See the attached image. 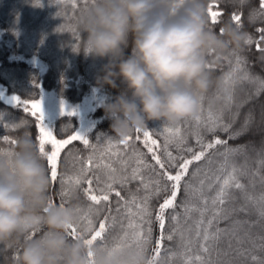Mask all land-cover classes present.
<instances>
[{
	"label": "trees",
	"instance_id": "1",
	"mask_svg": "<svg viewBox=\"0 0 264 264\" xmlns=\"http://www.w3.org/2000/svg\"><path fill=\"white\" fill-rule=\"evenodd\" d=\"M93 3L94 0H77L74 9L70 2L61 3L60 0H0V90L3 89L4 94L12 92L22 101L38 100L43 98L44 93L49 92L67 104L82 106L90 104L91 108L85 119L69 114L54 118L51 123L53 135L57 139H68L75 132L82 130L87 119L90 126L81 132L88 136L90 144L97 145L99 149L106 147L109 141L117 144L124 152L122 158L128 162V172L131 173L132 168L136 166L134 151L143 153V159L147 164L154 165L155 162L151 158L152 154L148 153L144 146L143 131L134 132L129 136L131 139L127 149L118 143L122 139L113 137L114 133L110 129L112 121L105 114V106L115 102V98L126 89V85L121 79H117L116 88L108 84L101 87L99 81L106 74L103 69L109 58L85 55L80 48L81 39L86 38L87 34H80L77 19L82 11ZM210 3L218 4L213 10L223 13L215 26L211 25L209 18V24L214 31L219 33L223 23L231 21V16L238 14L241 16L243 30L253 39V43L243 52L229 53L218 63L215 62L214 56L210 57L211 70H208L213 78L223 81L230 70L229 59L233 62L232 67H235V59L240 57L243 61L240 65L243 72H247L257 81H264V59H262L264 51L260 50L264 49V39H261L264 33L258 31L264 29V16L261 15L264 9H260V0H244L243 4L239 0H211ZM73 27L74 32L70 30ZM132 47L130 34L128 45L123 48L125 58L132 54ZM222 87L219 89L213 87L204 96L205 115L209 110L219 113L223 107V102L216 99V93ZM258 87V84L249 81H243L235 86L233 103L230 108L224 109L221 121L227 126V131L217 126L214 132H209L183 121L177 126L185 137L184 143L179 146L175 143L167 145V151L177 157L176 162L179 163L181 157L191 158L192 153L187 151L188 148L193 152L201 150L200 145L197 144V132L204 144L214 142L217 138L226 141L225 144L216 145L214 149L209 150L204 160L194 162L190 166L189 176L186 179L199 191L186 194L182 188L177 197V207L174 212L180 214L179 230L184 233L185 238L193 240V252L198 250L195 234L197 223L201 219L199 209L204 207L201 196L209 202L204 215V219L207 220L212 216L211 201L219 188L218 178H223L233 167L243 172V175L239 176V181L245 185V191L235 190L231 201L226 205L229 210L237 209V211H229L227 219L219 218L212 226V231L221 230L220 238L210 244V256L214 262L219 260L223 264H255L253 257L264 262V217L260 215L259 204L260 197L264 195V165L261 164L264 160V91H258ZM21 121L28 122L26 128L15 127ZM37 124L30 112L23 111L22 105H15L12 101L0 97V136H7L9 141L16 140L17 136L27 130L38 145ZM165 126L160 121H149L145 129L158 141L160 147L157 154L161 155L162 159H165L163 132ZM137 135L140 137L139 140L136 139ZM97 138L100 140L98 141ZM14 148L15 144L0 140V152H11ZM45 149L50 153L51 145L47 144ZM90 152L91 149L80 141H73L72 144L67 145L61 151L56 182L51 181L47 159L43 157L50 180L47 192L50 201L57 206L61 203L65 206L76 205L77 208L82 209L81 216L87 212L90 203L82 191L87 185L82 184L80 188H74L71 180L79 172L81 162ZM114 166L119 170V164ZM166 168L172 173L176 171L167 162ZM197 168L199 172L193 177L192 173ZM158 172L160 169L156 166L155 171L151 168L144 169L143 175L146 181L160 179L163 184L164 181L157 175ZM94 173L100 175L101 181L105 179L102 172L94 170ZM62 179L67 182L62 184ZM200 181H204L202 189ZM115 187L126 200H130L132 196L138 198L145 196L139 181H130L123 187L120 185ZM62 191L67 193L63 198ZM166 195L161 193L159 197L154 196L149 202L152 232L145 251L149 260L154 255L153 249L160 236L155 217L159 204ZM248 197L251 199H247ZM110 206L112 209L110 214L105 209L98 216H94V227H98L99 221L105 215L117 216L120 223L127 225L123 202L120 205V213H117V198L114 194L110 198ZM185 206H195L198 210L186 216ZM241 208L244 210L239 211ZM169 214H173V210H168L166 213V234L175 227L167 218ZM81 223L85 222L81 220ZM30 235L36 238L39 233H30ZM119 235H123V232L118 223L115 230L108 234V239L111 241L113 236ZM89 236L90 233L86 238ZM182 244L179 235L172 241H164V247L174 252L183 251ZM15 251H18V248L0 245V264H12Z\"/></svg>",
	"mask_w": 264,
	"mask_h": 264
},
{
	"label": "clouds",
	"instance_id": "2",
	"mask_svg": "<svg viewBox=\"0 0 264 264\" xmlns=\"http://www.w3.org/2000/svg\"><path fill=\"white\" fill-rule=\"evenodd\" d=\"M210 2L94 0L82 11L77 27L87 36L80 48L85 55L109 58L100 86L116 88L117 79L126 85L105 106L114 138L144 131L149 121L175 127L193 119L201 110L200 97L222 87L208 70L210 57L218 63L229 53L243 52L250 34L230 20L214 31ZM130 34L132 54L125 58ZM11 153L0 152V245L18 248L12 264H149L135 248L85 243L92 229L81 223L77 206L50 203V180L29 131L16 137ZM72 227L81 235L72 238Z\"/></svg>",
	"mask_w": 264,
	"mask_h": 264
},
{
	"label": "snow or ice",
	"instance_id": "3",
	"mask_svg": "<svg viewBox=\"0 0 264 264\" xmlns=\"http://www.w3.org/2000/svg\"><path fill=\"white\" fill-rule=\"evenodd\" d=\"M60 2H70L75 9L77 0H60ZM239 2L243 4L244 0H239ZM217 6L218 4L216 3H210L208 5V16L212 26H215L219 22V17L223 14L220 11L213 10V8ZM260 9H264V0H260ZM261 15L264 16V12H262ZM231 21L237 26H241L240 15H232ZM70 30L73 32L75 31L74 27ZM258 31L264 33V29H259ZM261 39H264V35L261 36ZM252 43L253 39L252 37H249L247 44L251 45ZM256 46L259 49L258 43ZM260 50L264 51V49ZM262 59H264V57H262ZM242 62L243 61L240 57H236L235 67H232L233 62L229 59L230 70L222 81V89L216 93V99L223 102V107L220 109L219 113H213L209 110L207 115H205L203 110L204 97H200V113L192 120H185L184 123L193 124L197 129L203 128L205 131L209 132H214L217 126L221 127L224 131H227V126L222 124L221 121L223 119L224 109L230 108L233 103L235 86L243 81H249L250 83L259 85L258 91H264V81H257L250 77L247 72H243L240 68ZM209 70H211V65H209ZM241 72H243L242 75ZM12 102L15 105H22L23 111L25 113L30 112L31 116L38 122V147L41 155L47 159L50 170V179L52 182H56L58 179V162L61 151L67 145L72 144L73 141H80L85 147L91 149L89 156L81 162L79 172L71 180L74 188H80L82 184L87 185L82 191L90 203L88 204L87 212L81 216V220L85 222V226L90 227L92 230L90 236L85 239L86 244L89 246L99 244L104 247H112L113 249L135 248L142 254H145L152 232V213L149 207V202L154 196L159 197L161 193H166L167 195L163 199V202L159 204L158 212L155 217V220L159 225L160 236L156 241V246L153 249L154 255H152L149 260V264H158V262L159 264H223V262L219 260L214 262L210 256V244L220 238L221 232L219 229L212 231V226L219 218L227 219L229 211H237V209L229 210L226 208V205L231 201L235 190L241 192L245 191V185L239 181V176L243 175V172L233 167L223 178H218L219 188L211 201L213 208L212 216L207 220L204 219V215L207 211L209 202L201 196V203L204 207L199 209L201 219L197 223V231L195 234V241L198 245V250L196 252H193L192 250L193 240L191 238H185L184 233L179 230L180 214L175 213L174 210L177 207V197L182 188L186 194L199 191L198 189L193 188L191 183L186 179L189 176L190 166L193 165L194 162L204 160L209 150L214 149L216 145L225 144L226 141L217 138L214 142L204 144L197 132V144L200 145L201 150L199 152H193L191 148H188L187 151L192 153L191 158L181 157L180 162L177 163V157H174L171 152L167 151V145L169 143H175L179 146L184 143L185 137L182 135L180 127H164L165 159H162L161 155L157 154V150L160 147L158 141L152 138V133L145 130L143 131L144 146L147 148L148 153L152 154L151 158L155 164H147L143 159V153L134 151L136 166L132 168L131 173H129L128 162L122 158L124 152L117 146V144H113L109 141L106 147L99 149L97 145L90 144L88 136L83 132H75V134L71 135L68 139H57L56 136L53 135V129L44 123V113L41 100L38 99L29 102L22 101L19 97H13ZM68 114L75 115V112H70ZM24 122L25 121H21L20 124L15 125V127H20ZM136 132L140 133L141 131L137 130ZM130 139L131 137H126L118 143L127 149L129 147ZM136 139H140L139 135H137ZM0 140L15 144V140L9 141L7 136H0ZM97 140L99 141L100 138H97ZM47 144L51 145L50 153L45 149ZM8 154L11 155L12 153L8 152ZM166 162L171 168L176 169L174 173L167 170ZM115 164L120 165L119 170L114 166ZM261 164L264 165V160L261 161ZM156 166L160 169V172H158L157 175L162 177L164 181L163 184H161L160 179L146 181L143 175L144 169L151 168L155 171ZM94 170L102 172L105 179L101 181L100 175L95 174ZM197 172H199V168L192 173V176L195 177ZM90 173L93 174L90 175ZM130 181L140 182L142 189L145 191V196L143 198L132 196L130 200H126L125 197L121 195V192L115 187V185L123 187ZM65 182L67 181L63 179L61 180L62 184ZM203 184L204 181H200L201 189ZM112 194L117 198V213H120V205L121 202H123V207L128 220L127 225L125 226L123 223H120L117 216L105 215L103 219L99 221L98 227H94V216H98L99 213L105 209L109 214L112 212L110 206V198ZM65 195H67V193L62 191L61 197L63 198ZM247 199L250 200L251 197H248ZM50 203L54 204L51 201ZM259 204L260 215L261 217H264V195L260 197ZM61 205H63V203H61ZM133 208L135 210H133ZM76 210L78 212L82 211L80 208H77ZM168 210H173V214H169L167 218L174 223L175 227L166 234L165 224L166 213H168ZM197 210L198 209L195 206H185V215L187 216L192 211ZM243 210V208L239 209V211ZM118 223L123 235L113 236L111 241H109L108 234L110 231L115 230ZM69 235L72 238H76L78 235H81V233L78 232L76 227H72ZM177 235H179L183 242V251L174 252L171 249L165 248L164 241H172ZM162 251L164 253L163 255ZM89 256L91 257V253H89ZM252 259L255 264H264V262L257 260L256 257H253Z\"/></svg>",
	"mask_w": 264,
	"mask_h": 264
},
{
	"label": "rangeland",
	"instance_id": "4",
	"mask_svg": "<svg viewBox=\"0 0 264 264\" xmlns=\"http://www.w3.org/2000/svg\"><path fill=\"white\" fill-rule=\"evenodd\" d=\"M3 91H4L3 89L0 90V97L2 99H6L7 96L12 93V92H5L6 94H4ZM39 100H41L42 102V109L44 113V123L47 124L49 127H51V123L54 118L60 115L68 114L70 112H75V115H77L78 118L80 117V119H85V115H87L88 111L91 108L90 104L87 106L67 104L59 100L52 93H49V92L44 93L43 98ZM89 126H90V123L86 119V123L83 124L81 131L83 130L85 131Z\"/></svg>",
	"mask_w": 264,
	"mask_h": 264
},
{
	"label": "water",
	"instance_id": "5",
	"mask_svg": "<svg viewBox=\"0 0 264 264\" xmlns=\"http://www.w3.org/2000/svg\"><path fill=\"white\" fill-rule=\"evenodd\" d=\"M15 97L13 94H9V96L7 97L8 101H12V98Z\"/></svg>",
	"mask_w": 264,
	"mask_h": 264
}]
</instances>
